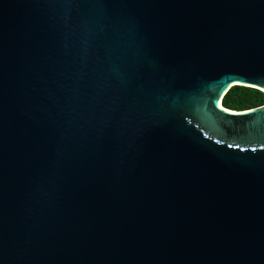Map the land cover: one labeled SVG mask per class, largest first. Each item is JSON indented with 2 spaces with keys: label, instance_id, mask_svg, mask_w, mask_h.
Instances as JSON below:
<instances>
[{
  "label": "water",
  "instance_id": "obj_1",
  "mask_svg": "<svg viewBox=\"0 0 264 264\" xmlns=\"http://www.w3.org/2000/svg\"><path fill=\"white\" fill-rule=\"evenodd\" d=\"M264 0H0V264H264Z\"/></svg>",
  "mask_w": 264,
  "mask_h": 264
},
{
  "label": "trees",
  "instance_id": "obj_2",
  "mask_svg": "<svg viewBox=\"0 0 264 264\" xmlns=\"http://www.w3.org/2000/svg\"><path fill=\"white\" fill-rule=\"evenodd\" d=\"M223 105L237 111L259 107L264 105V92L256 88L236 85L223 97Z\"/></svg>",
  "mask_w": 264,
  "mask_h": 264
}]
</instances>
